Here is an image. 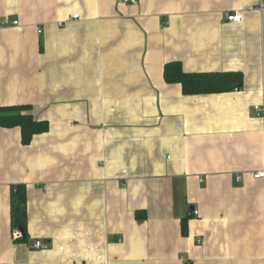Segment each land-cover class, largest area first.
I'll list each match as a JSON object with an SVG mask.
<instances>
[{
  "label": "crops",
  "instance_id": "obj_1",
  "mask_svg": "<svg viewBox=\"0 0 264 264\" xmlns=\"http://www.w3.org/2000/svg\"><path fill=\"white\" fill-rule=\"evenodd\" d=\"M136 1L0 0V108L50 125L0 127V264H264V0ZM176 61L243 86L186 96Z\"/></svg>",
  "mask_w": 264,
  "mask_h": 264
},
{
  "label": "trees",
  "instance_id": "obj_2",
  "mask_svg": "<svg viewBox=\"0 0 264 264\" xmlns=\"http://www.w3.org/2000/svg\"><path fill=\"white\" fill-rule=\"evenodd\" d=\"M164 79L168 84H179L186 96L223 94L241 89L243 75L241 73H189L185 72L181 62H170L165 65ZM33 108L28 105L1 107L0 127L20 128L23 145H29L35 136L46 133L50 129L47 121L38 120L32 114ZM12 228L24 230L22 240L27 238V191L24 185L12 187L11 191ZM138 218L139 216L138 213ZM184 235L188 232L187 221L182 223Z\"/></svg>",
  "mask_w": 264,
  "mask_h": 264
},
{
  "label": "built area",
  "instance_id": "obj_3",
  "mask_svg": "<svg viewBox=\"0 0 264 264\" xmlns=\"http://www.w3.org/2000/svg\"><path fill=\"white\" fill-rule=\"evenodd\" d=\"M124 2L125 3H129V4H136L137 3L136 0H124ZM72 18L73 19H78L79 15H74ZM227 19H228L229 22L240 24L244 20V15L241 14V13H233V14H229L227 16ZM14 24L17 25V22H15ZM256 111L258 112V115H261V116L264 115V108L263 107L257 106L256 107ZM254 178L255 179H263L264 178V171H260V172L256 173L254 175ZM239 179L242 180L241 177H239ZM194 214L198 215V212L194 211ZM15 237L16 238H20L21 237V232L20 231H16ZM32 246L37 248V249H46L47 248L41 241L34 242L32 244Z\"/></svg>",
  "mask_w": 264,
  "mask_h": 264
},
{
  "label": "water",
  "instance_id": "obj_4",
  "mask_svg": "<svg viewBox=\"0 0 264 264\" xmlns=\"http://www.w3.org/2000/svg\"><path fill=\"white\" fill-rule=\"evenodd\" d=\"M20 232H21V233H24V230H23V229H20Z\"/></svg>",
  "mask_w": 264,
  "mask_h": 264
}]
</instances>
